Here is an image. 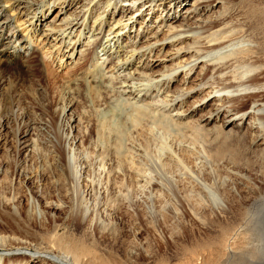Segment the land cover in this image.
Segmentation results:
<instances>
[{"label":"rangeland","instance_id":"rangeland-1","mask_svg":"<svg viewBox=\"0 0 264 264\" xmlns=\"http://www.w3.org/2000/svg\"><path fill=\"white\" fill-rule=\"evenodd\" d=\"M139 1L138 5L144 0ZM191 1L181 0L176 14ZM83 2L79 0L80 5ZM123 2L116 0L106 8L107 27L97 36L98 41L119 18ZM169 2L165 0L156 10L146 5L136 13L137 3L132 4L131 11L125 13V19L131 20L120 31L121 39L105 43L104 36L94 56L82 53L88 47L87 38L94 40L91 36L98 25L90 32L92 23L86 19L82 27L66 25L71 16L78 17L85 4L76 8L72 0H50L30 26L24 11L0 3L1 35L8 36L20 54V63L13 65L0 59V69L4 70L0 81V210L18 219V228L0 220V230L10 238L13 249L42 248L58 254L74 246L111 264H203L209 262L210 251L221 241L227 240L225 245L231 250L235 247L237 255H247L246 250L251 252L259 245L256 241L261 234L255 222L264 213V146L252 143L236 129L226 132L221 127L226 120L222 110L211 117L217 128L201 127L202 123L195 121L197 115L177 121L174 111L167 113L176 126L165 127V120L152 116L135 125L128 118L135 111L133 104L116 108L123 98L117 96L112 88L115 80L108 74L118 76L125 70L116 62L125 55L122 47L131 46L127 44L129 37L137 47L162 37L161 22L175 16L170 14ZM231 2L230 19L254 8L260 15L245 17L252 18L253 24L264 22V0ZM146 26L158 31L154 39L146 40ZM60 30L68 43L59 42ZM154 31L151 29L148 36ZM104 46L107 48L102 52ZM168 50L164 46L161 52ZM135 59L136 55L126 72L132 74L139 68ZM96 61L105 62L102 70L94 68ZM195 70L187 76H194ZM182 77L180 71L170 89L179 85ZM97 90L108 93L98 105L93 103ZM192 97L181 102L184 115ZM247 106L245 102L244 108ZM100 120L107 122L102 138L97 134ZM186 120L190 125H183ZM198 124L201 128L196 131ZM20 129L26 134L23 138L18 136ZM19 140L24 143L19 145ZM42 170L46 171L44 176ZM68 173L70 178L76 175L77 181L67 178ZM2 196L10 201L4 203ZM83 214L84 220H79ZM235 242L241 248H236ZM227 258L223 255L221 260ZM12 259L20 261L17 256Z\"/></svg>","mask_w":264,"mask_h":264},{"label":"bare ground","instance_id":"bare-ground-1","mask_svg":"<svg viewBox=\"0 0 264 264\" xmlns=\"http://www.w3.org/2000/svg\"><path fill=\"white\" fill-rule=\"evenodd\" d=\"M29 1L30 0H1L0 3H8L12 10L18 8L20 11H24L25 20L31 26L30 23L35 21L36 13L39 10L42 12L50 0H47L46 4L45 0H33L32 5L36 6L33 9ZM73 1L76 8H81V5H85H83L81 11L78 12V17L71 16V20L66 23L67 27L74 25L82 27L85 19L88 23H92L89 32L91 29H94L93 26L96 24L98 25L96 34L91 36L94 37V40L89 41V37L87 38L86 44L88 47L84 54L82 53V56H84L87 52H90L92 56L96 51V46H101L100 43L103 41L104 36V38L107 39L105 43L111 42L115 38L114 43H117V41L121 39L120 31H123L124 27L128 24L127 22L131 20L130 18L125 19V13L128 10L131 11L134 6L132 4L137 3L134 9V13H136L140 12L146 5H149L150 10H156L157 8L155 7L162 6L165 0H144L140 5H138L140 2L139 0H122L125 1L122 4L123 6L130 5V7H132L124 9L123 6H120L118 12L119 18L114 21V25H108V30L105 31L106 33L104 32V35L100 36V41H98V37L103 27H107L104 19L105 10L116 0H82L84 2L81 5L79 4V0H72V2ZM180 2L181 0H170L168 8L172 9L169 10L170 14L175 13V16L172 17L169 22L163 23L160 21L163 26L161 29L162 37L160 39L152 40L157 36L158 31H154L153 28L146 26V40L151 39L152 41H143L142 44L137 47L135 42L129 41V37L127 44H131V46L127 48L122 47L126 49L125 55L121 56L122 58L118 59L116 64L120 65V68H125V70L122 71L123 73L117 74L118 76H115L116 73L108 74L111 81L115 80L112 88L116 91L117 96L123 98L121 99L123 102L118 100L119 103H117L116 108L122 105L129 106V104H133L135 106V111L133 114H130L128 118L130 119L129 121L135 125L146 122L145 120H148L152 116V118H157V120L158 117L165 120L167 122L165 127L168 125L173 127L177 125L176 120H185V118L189 116L192 117L197 115L195 121H198L199 124L202 123L201 127L212 125L217 128L219 126L212 122L211 117H216L222 110L224 112L223 117L226 118V120L221 127H224L226 132L236 129L244 133L245 136H248L252 143L255 144L259 142V145L264 146V22L259 21L257 23V21L254 20L256 24H253L252 18H248L249 16L245 17L246 14L255 16L260 15L261 12L259 11V13L256 9L249 7L250 10L248 13L245 12L242 17L230 19L229 15L233 13L234 8L231 6V4H233L231 0H229L230 3L228 0H192L189 7H185L184 10H180V12L176 14L180 7ZM64 5L65 2L63 6ZM69 5L70 4H67V7ZM115 13L116 12H114V14ZM170 14H168V16ZM161 18L162 15L159 17V20H161ZM79 20H81L80 24ZM114 26L117 27L113 29ZM164 27H167V32H165V34L163 33ZM151 29L154 32L148 36V32H151ZM257 30L261 32L255 34ZM49 31H52V28H50ZM77 33L80 34L81 30H78ZM58 34V36L62 35L59 39L60 43H68L67 40H64V32L62 30H60ZM108 36H111V38L109 37L110 39H108ZM8 40L9 37L1 35L0 30V59L12 65L14 63H20L19 52L15 51L16 47L12 46V44H10L11 42ZM184 41H188L185 46H183ZM164 46L169 50L162 53L161 50L164 49ZM106 48L107 46H104L101 51H105ZM9 49H13V51ZM134 55H136V62H134L135 60L133 62L137 63L139 68L134 69L131 74L129 70L128 72H126V70ZM107 60L108 59L104 61ZM110 60L112 59L110 58ZM104 61H96L93 64L94 68L99 70L98 68L101 67L100 70H102L105 63ZM75 64L76 63H74V66ZM113 65L114 63L112 67ZM194 69H196L194 71L195 75L192 77L187 76ZM3 71V69H0V81L4 79V74L2 75ZM90 71L88 74L91 73ZM135 71H137L136 74H134ZM180 71L183 74V80L180 79L179 85L177 84L175 87L172 86L170 89L169 84L173 80L175 81ZM14 74L16 77H20V75ZM92 76L94 77L95 75L93 74ZM104 76L105 74H102V77ZM95 80L97 81V79ZM95 80L93 79L92 82ZM104 93L107 92H100L97 90L93 103L98 105L99 102H103L104 98L108 96H104ZM199 95V99L193 100L195 96L197 97ZM125 96L127 98H125ZM189 96H193L190 99L192 100L191 105L186 109L187 115H184L185 111L180 109L182 106L181 102L184 101L185 97ZM245 102H248L246 108H244ZM133 105L130 106L132 107ZM136 105H139L141 108L136 107ZM93 108L95 107L93 106ZM64 110L65 108L63 112ZM168 111L176 112V120L170 118L167 113ZM31 123L32 122H30V124ZM190 123V120H186L183 122V125L188 126ZM199 124L195 127L196 131H199L201 128H199ZM106 125L107 122L105 121L98 123L97 134L101 138L103 137L102 134L105 131ZM18 132V136L22 138L26 135L22 129ZM122 135L123 134H121V137ZM17 142L19 145L24 143L20 142V140ZM23 148L26 149L27 147L24 146ZM45 172V170H42V174H40L44 176ZM68 177L69 173L67 174V178ZM70 179L77 181L76 175ZM2 201L6 203L9 202L10 199L2 196ZM262 214L263 215L257 218V222H255L257 225V228H255L261 235H258L256 242H258L259 245L254 244L256 247L253 251L251 250V252H248L246 250L244 254L246 253L247 255H237L234 252L235 247L234 250L228 249L229 247L227 248V245H225L227 240L226 242H224V240L223 243L222 241L218 243V246L220 245L219 247L213 248L210 251L208 255V258H210L209 262L204 261L203 264H264V213ZM84 217L85 214L81 215L79 220H84ZM0 220L11 228H13V224L15 223V226L18 228V219L15 214H3L0 210ZM242 237L244 238V236ZM11 239L14 240L13 238ZM233 239V241H235V238ZM9 242L10 238L5 236V233L3 234L0 230V250H3L0 253V264H5L7 260L9 261L8 264H22L23 262H34L36 260L41 261L43 264H111L107 262L104 263L103 260H98V256L79 247L72 246L66 252L54 254L42 248H33L29 250L23 248L24 246H14L16 248L13 249L11 247L13 243ZM228 242L230 243V241ZM236 242L234 244H236ZM17 245H19V243ZM238 245H235L236 248ZM238 247L241 248L240 245ZM8 248L12 249L9 250ZM242 250L239 252H242ZM223 255L228 256V258L222 261ZM15 256H17L20 261L13 262L12 258Z\"/></svg>","mask_w":264,"mask_h":264}]
</instances>
